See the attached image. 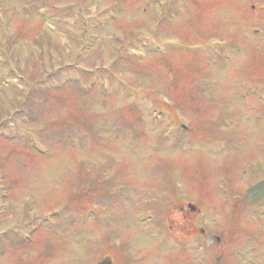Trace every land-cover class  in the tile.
<instances>
[{
  "label": "rangeland",
  "instance_id": "obj_1",
  "mask_svg": "<svg viewBox=\"0 0 264 264\" xmlns=\"http://www.w3.org/2000/svg\"><path fill=\"white\" fill-rule=\"evenodd\" d=\"M262 177L264 0H0V264H264Z\"/></svg>",
  "mask_w": 264,
  "mask_h": 264
},
{
  "label": "water",
  "instance_id": "obj_2",
  "mask_svg": "<svg viewBox=\"0 0 264 264\" xmlns=\"http://www.w3.org/2000/svg\"><path fill=\"white\" fill-rule=\"evenodd\" d=\"M263 195H264V179L246 190L245 195H244V201L246 203L253 204L258 199H260ZM191 209H194V207L191 206ZM97 264H113V262L111 261V258L107 256V257H104Z\"/></svg>",
  "mask_w": 264,
  "mask_h": 264
}]
</instances>
